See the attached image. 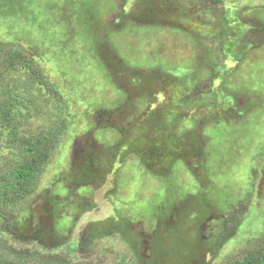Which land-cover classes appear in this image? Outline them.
<instances>
[{"label":"rangeland","instance_id":"374dc122","mask_svg":"<svg viewBox=\"0 0 264 264\" xmlns=\"http://www.w3.org/2000/svg\"><path fill=\"white\" fill-rule=\"evenodd\" d=\"M0 43L66 101L0 251L229 264L264 238V0H0ZM25 79H0V173L59 119Z\"/></svg>","mask_w":264,"mask_h":264},{"label":"trees","instance_id":"16d2710c","mask_svg":"<svg viewBox=\"0 0 264 264\" xmlns=\"http://www.w3.org/2000/svg\"><path fill=\"white\" fill-rule=\"evenodd\" d=\"M22 71L26 76L25 81L37 87L39 96L44 103H52L58 111L59 119H55L53 129L43 130L34 139L25 141L26 148L21 150V159L12 165L11 172L0 173V201L15 203L36 184V181L48 164L53 150L59 140V133L64 130L66 119L63 110L66 101L63 93L56 84L45 74L44 70L24 51L11 45L0 43V79L4 73ZM1 110V109H0ZM11 124V113L1 110L0 122ZM1 206V205H0ZM0 208V240L4 237V227L8 215ZM1 244V241H0ZM0 264H92L81 261L69 253L56 254L49 251L31 250L27 252L8 253L0 251ZM229 264H264V238L249 248L245 254L231 261Z\"/></svg>","mask_w":264,"mask_h":264}]
</instances>
